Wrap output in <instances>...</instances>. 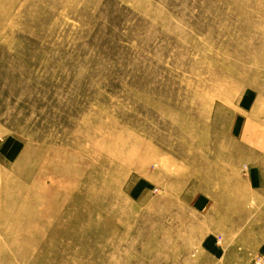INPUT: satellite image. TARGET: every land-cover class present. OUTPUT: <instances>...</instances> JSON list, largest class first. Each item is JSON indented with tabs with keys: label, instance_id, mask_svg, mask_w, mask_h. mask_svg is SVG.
Returning a JSON list of instances; mask_svg holds the SVG:
<instances>
[{
	"label": "rangeland",
	"instance_id": "374dc122",
	"mask_svg": "<svg viewBox=\"0 0 264 264\" xmlns=\"http://www.w3.org/2000/svg\"><path fill=\"white\" fill-rule=\"evenodd\" d=\"M258 93L264 0H0V264H264Z\"/></svg>",
	"mask_w": 264,
	"mask_h": 264
},
{
	"label": "crops",
	"instance_id": "0c3cea01",
	"mask_svg": "<svg viewBox=\"0 0 264 264\" xmlns=\"http://www.w3.org/2000/svg\"><path fill=\"white\" fill-rule=\"evenodd\" d=\"M253 101H254L253 102L254 103V106H253L254 110H252V111L258 113V116L262 115V110L264 108V93L263 94L258 93L254 97ZM258 116L256 118V122L254 123L255 125L257 123L258 126L257 127L253 126L254 131H255L254 136H256V137H254L252 140H250L248 142L249 143L251 142L252 144L254 143L252 155L256 156L257 154H259V156L264 160V121L262 118H260ZM238 144H239V149H241L243 146L242 142L239 141ZM238 155H239V157H242V156L245 157V153L243 154L242 151L239 152ZM246 182H247V184H246V186H247L248 185L247 179H246ZM251 186L254 187L253 183H251ZM247 191H248V188H247ZM244 195H245L244 192L241 193V197H242L241 200L242 201L243 200L248 201V197L245 196L246 199H244Z\"/></svg>",
	"mask_w": 264,
	"mask_h": 264
}]
</instances>
